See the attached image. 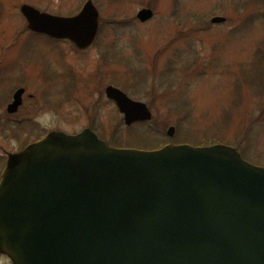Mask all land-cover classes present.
Returning a JSON list of instances; mask_svg holds the SVG:
<instances>
[{"label": "water", "instance_id": "95a60500", "mask_svg": "<svg viewBox=\"0 0 264 264\" xmlns=\"http://www.w3.org/2000/svg\"><path fill=\"white\" fill-rule=\"evenodd\" d=\"M22 12L31 30L80 49L99 31L91 1L74 18L28 5ZM153 15L143 10L139 19ZM107 95L128 125L152 119L122 91L109 87ZM0 252L14 264H264V169L226 146L116 150L91 131L54 133L10 155Z\"/></svg>", "mask_w": 264, "mask_h": 264}, {"label": "rangeland", "instance_id": "374dc122", "mask_svg": "<svg viewBox=\"0 0 264 264\" xmlns=\"http://www.w3.org/2000/svg\"><path fill=\"white\" fill-rule=\"evenodd\" d=\"M0 1L6 24L0 27V102L9 99L15 79L28 80L13 117L70 133L95 125L115 148L151 150L167 140L192 147L238 144L247 162L264 167V0H93L101 23L85 51L27 30L12 34L22 20L25 29L22 4L72 15L86 0ZM142 8L154 11L151 21L136 19ZM216 16L227 20L212 25ZM109 83L145 99L153 120L127 127L105 96ZM6 107H0L2 155L23 146L35 128L13 126ZM171 126L176 133L169 139ZM4 167L0 158V178Z\"/></svg>", "mask_w": 264, "mask_h": 264}, {"label": "flooded vegetation", "instance_id": "af4514ba", "mask_svg": "<svg viewBox=\"0 0 264 264\" xmlns=\"http://www.w3.org/2000/svg\"><path fill=\"white\" fill-rule=\"evenodd\" d=\"M0 2H2V1H0ZM23 5V4H22ZM22 5H20V6H22ZM4 6V3L2 2V3H0V8H2ZM3 15V12L0 10V27H2V26H5L6 24L4 23V21L2 20V18H1V16ZM20 27H21V24H23V22L21 21L20 23ZM25 25H26V22H25ZM17 27H19L18 25H17ZM16 27V28H17ZM18 28V29H16L15 31H14V33L12 34L13 36H15V35H20V36H22V35H24V33H26L27 31H30V30H28V28H27V25L25 26V29L27 30H25L23 33H21L20 32V30L22 29V28ZM30 33H33V32H31L30 31ZM33 34H35V33H33ZM36 35H39V34H36ZM48 38V37H47ZM50 39V38H49ZM23 103H24V100H23ZM22 106H23V104H22ZM22 106L20 107V110L22 109ZM20 110H19V112H20ZM18 112V113H19ZM17 113V114H18ZM16 115V114H15ZM11 118L13 119L14 117L13 116H11ZM23 118V117H22ZM16 119L18 120L17 122H13L15 125L16 124H20V123H22V122H28V123H31L35 128H34V130L33 129H31V128H29L28 129V135H31V136H39V135H41V134H43L44 132H46L47 130H49V131H51V130H53L54 128H52V129H50V127L51 126H48V127H42L39 123H34V122H36V121H34L33 119H31V118H28V119H23V120H19V116L18 117H16ZM40 131V133H36L37 131ZM27 131V130H26ZM26 131H24L23 133H25Z\"/></svg>", "mask_w": 264, "mask_h": 264}]
</instances>
